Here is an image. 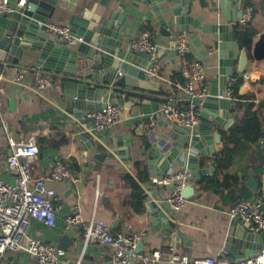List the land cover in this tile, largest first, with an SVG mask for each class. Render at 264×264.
<instances>
[{
	"label": "crops",
	"instance_id": "obj_1",
	"mask_svg": "<svg viewBox=\"0 0 264 264\" xmlns=\"http://www.w3.org/2000/svg\"><path fill=\"white\" fill-rule=\"evenodd\" d=\"M90 1L97 4V12L103 11L107 16L113 12L120 15L117 22L121 33V46L117 49L119 56H123L130 50L131 42L137 39L142 30L151 28L150 34L154 48H160L151 59L159 65V77L153 81H157L161 90L150 92L159 99L153 96L149 97L159 102V110L167 97H172L174 104L178 107H189L193 103L192 98L181 89L186 78L182 84L172 80L173 72L187 64L184 56L174 51L173 37L175 33H166L154 12L147 6L139 4L137 0ZM245 1L242 0L241 8L248 7L244 5ZM251 1L259 10L257 12L252 8L254 11L253 20L247 23L255 24L260 30L254 36V42L259 34L264 32V12L261 9L264 8L262 6L264 0ZM9 2L12 10L8 13H13L18 0H9ZM241 8H228L229 16H234L233 19L228 20V16L219 7L218 0H192L188 13L198 24H190L188 31L179 32L185 34L187 53L191 55L193 62H199L203 68L202 86L208 93L219 92L222 88L221 83L217 80L220 37L215 27L233 24L232 33L235 40L232 42V46L236 51H239L243 46L239 45L236 38L235 21ZM70 15L71 12L65 7L56 6L47 21L68 24ZM166 16L168 17V14ZM5 22L3 16H0V26ZM229 33L231 32L228 31ZM50 37L55 41L61 40L55 35H50ZM36 56L37 51L35 50L22 51L17 62L0 63V73L4 76L0 82V164H4L10 153L8 137L14 140H26L33 136L38 148L36 157L29 162L34 177L46 176L50 165L57 159L63 160L68 168L69 163L79 167L74 171L69 169L79 179L76 182L46 179L47 186L55 190L53 198L56 208L54 225L48 226L42 221L32 219L28 227L29 238L41 239L63 249L64 254L59 264H118L113 259L111 246L94 242L84 244L79 228L65 224V216L73 211H80L86 219H102L110 226L113 233L144 230L146 234L141 239V251L145 253L159 251V257L153 264H171L169 260L171 252L192 258L215 255L229 260H237L254 252L258 244L264 242V238L249 240L244 237L247 230L236 225L228 212L237 200L247 198L245 197L247 194L251 199L257 198L258 202L264 206V150L257 152L256 149L248 146L233 154V162L226 171L236 175L238 181L243 180L237 186L229 185L220 190L209 188L199 190L195 184L197 178L192 175L189 183L195 187L194 195L192 198L186 199L181 209L174 212V226L170 234H166L163 227H155L152 230V221L148 213L149 203L153 201L159 204L161 201H165L172 190V184L161 182L167 171L161 173L163 167L160 161L149 162L152 158L148 153L152 143L149 134L153 132L156 138L164 139L173 147L175 143L171 138L174 131L172 125H179L174 120L164 117L158 110L153 117L144 119L141 123L143 129H139L140 123L135 120V116L141 114L140 106L137 103L138 96L131 92L132 88L129 86L109 84L110 89L104 92L105 103H115L122 108L119 120L109 129L114 134L128 137L129 146L128 150L125 147L127 151L123 152V158L118 156L106 158L105 163L97 164L93 160V150L86 151L83 148L79 137L80 131L77 129V126L80 125L83 130H87L92 126V120L85 123L66 117L65 114H68L66 93L72 91L67 89L66 92L65 79L57 78L45 73L40 67L32 66ZM187 68L183 69L184 77V70ZM246 71L251 76H258V79H250L245 82L242 72H235L226 78V84L229 78H233L234 85L236 77H240V83L237 85L238 94L234 95L232 85L231 96L227 98L233 104V108L230 110L231 114H237L238 118L242 114V110L239 108L240 101L251 99L258 103L264 100V82L261 81V78L264 77V59L250 58ZM16 75L21 76L16 79ZM41 75L51 79V85L44 90L37 89V79ZM243 84L245 87L240 93L239 89ZM75 96L73 95V99L76 98ZM126 103L129 104L128 108L124 105ZM194 105V109L199 115L202 107ZM88 113L89 111H87V115ZM260 118L264 125V110H260ZM235 123L237 120L228 128L218 129L221 135L220 142L213 145L214 151L210 155H201L198 150L188 146V152L196 155V161L200 168H213L202 175L217 177L220 180L223 178L225 171L217 170L212 158L219 154L223 148L224 132L229 131V128ZM258 142L264 144V138H259ZM233 147L234 144L230 143L229 149ZM183 154L184 150L180 152L179 156L184 165H187V156ZM170 168L176 170L182 168V165L173 161ZM124 172L133 176L144 191L146 197L142 211L135 210L132 205L135 199L132 197V189L129 184L121 177ZM140 175L145 176L146 179L139 180ZM1 177L7 182H11L13 176L2 171ZM249 177L256 180L258 190L255 191L247 185L246 181ZM168 216H171V212ZM236 232H239L240 235H235ZM259 233H264V231ZM5 261L7 264H34L31 256L23 250L6 253ZM134 262L135 264L140 263L139 261Z\"/></svg>",
	"mask_w": 264,
	"mask_h": 264
},
{
	"label": "water",
	"instance_id": "obj_2",
	"mask_svg": "<svg viewBox=\"0 0 264 264\" xmlns=\"http://www.w3.org/2000/svg\"><path fill=\"white\" fill-rule=\"evenodd\" d=\"M19 1L21 4H18ZM137 1L154 12L159 24L168 34L188 31L190 24H198L188 13L192 0ZM18 2L13 13L0 15L6 20L0 26V63L17 62L22 51H37L32 66L40 67L47 74L65 79L66 92L67 89L72 91L66 93L68 113L65 114L66 117L85 123L92 120L87 115V111L99 110L106 104L104 92L110 89L109 84L129 86L132 88L131 92L139 98L137 103L141 114L136 115L135 120L140 123L139 129L142 130V121L153 117L159 110V102L150 98L153 96L150 92L161 90V86L157 81L148 79L144 69L151 61L153 54L160 48H154L150 52L129 50L123 56H119L117 49L121 46V33L117 22L120 15L113 12L107 16L103 11L97 12V4L90 0H18ZM241 3L242 0H218V5L228 16V20L234 17L229 16L228 8H241ZM56 6L65 7L71 12L68 20L70 33L82 38L77 45L70 47L64 40L55 41L46 31L44 23L52 16ZM244 11V8L239 9L236 18L240 19ZM215 29L220 37L217 80L222 88L219 92H209L203 99H192L194 104L202 107L199 112L201 121L194 129L173 124L174 131L171 134L175 143L173 147L167 142L161 148L165 140L156 138L153 132H150L149 138L152 143L148 153L152 158L149 162L160 161L163 167L161 173L167 171L173 161L184 166L179 156L182 150H184L183 155L187 156L186 166L191 170L194 178L201 177L203 173L213 169L212 167L200 168L196 155L189 153L188 148L198 150L201 155H210L214 151L213 145L220 142L221 135L218 129L228 128L235 120H238L237 114H231L233 104L230 100L218 97V94L225 90L227 76L246 71L250 58L264 59V32L259 34L249 52L245 47L239 51L233 48L232 42L235 40L232 33L233 24L216 26ZM228 31L231 33L228 34ZM250 79L256 80L258 76L252 75ZM244 87V84L240 87V93ZM73 95H76V98L73 99ZM153 97L159 99L157 96ZM124 105L126 108L129 107L127 103ZM77 129L80 131L79 137L83 148L86 151L93 150V160L97 164L105 163L106 158L115 156L123 158V152L128 150L129 138L114 134L109 128L95 132L83 130L79 125ZM246 183L253 190H258L257 182L253 177H249ZM194 192V185L188 183L182 188L181 194L184 198L190 199ZM253 201L258 202V199L254 198ZM149 208L152 230L155 227H163L165 233L170 234L174 226L175 211L169 203L166 200L159 204L152 201L149 203ZM233 222L247 230L244 234L247 239L264 238V233L249 231L247 222L238 219H233ZM235 235L240 234L236 232ZM262 247L264 242L259 243L254 252ZM141 250L142 241L139 240L135 251ZM128 264H135V262L130 261Z\"/></svg>",
	"mask_w": 264,
	"mask_h": 264
},
{
	"label": "built area",
	"instance_id": "obj_3",
	"mask_svg": "<svg viewBox=\"0 0 264 264\" xmlns=\"http://www.w3.org/2000/svg\"><path fill=\"white\" fill-rule=\"evenodd\" d=\"M21 4V1L18 2ZM12 10L9 0H0V14ZM254 11L248 6L240 19L235 22L247 24L253 20ZM49 35L58 36L65 41L67 46H75L82 41L70 33L68 24L44 23ZM130 50L150 52L154 49L151 34L148 30H142L137 39L131 42ZM174 51L183 56L188 52V46L184 33L175 34L173 37ZM119 73V71H118ZM148 79L154 80L159 77V65L150 61L144 69ZM186 81L181 89L190 95L192 99H203L208 91L203 85V68L197 61L190 64L184 70ZM16 75L15 78H20ZM247 82L250 74L242 72ZM4 76L0 73V82ZM233 78L227 81L225 90L218 94L219 98H230L232 92ZM51 85V79L41 75L37 79V89L44 90ZM192 103L189 107H178L174 104L172 97H167L160 107L161 114L169 120H174L179 126L194 129L200 118ZM122 108L118 104L107 102L101 109L91 111L88 116L92 118V126L87 130L99 132L110 128L119 120ZM151 125V123H149ZM167 144H161L163 148ZM10 153L3 165L0 164V264H7L5 255L8 252L19 250L26 251L32 258L34 264H59L64 254L62 248L55 244L37 238H29L28 227L32 219L42 221L48 226L55 223L56 208L53 203L55 190L46 184V179L55 181L69 180L76 182L79 179L69 170L68 165L60 159L55 160L47 170L46 176L34 177L29 165L38 152L36 141L33 136L26 140H14L8 137ZM11 174L12 181L2 179L1 172ZM191 170L186 166L180 169H168L166 175L161 179L162 183H170L174 186L166 199L170 207L177 211L181 209L186 201L181 194L182 188L190 182ZM229 216L248 223V229L253 233L264 231V210L260 202L253 199L242 198L237 200L229 209ZM67 226H77L84 244L100 243L107 244L112 248V256L118 264H128L130 261H139V264H153L159 257V251L152 253L136 252L137 242L141 240L146 232L136 230L130 233L118 231L113 233L110 226L102 219H86L80 211H73L65 216ZM171 264H264V247L256 252L244 255L237 260H229L221 256L208 255L202 257H188L174 252L170 253Z\"/></svg>",
	"mask_w": 264,
	"mask_h": 264
},
{
	"label": "trees",
	"instance_id": "obj_4",
	"mask_svg": "<svg viewBox=\"0 0 264 264\" xmlns=\"http://www.w3.org/2000/svg\"><path fill=\"white\" fill-rule=\"evenodd\" d=\"M244 5L250 6L253 9L258 10V7L251 1L246 0ZM264 6V5H262ZM262 12H264V8H261ZM150 32L151 28H147ZM260 30L256 27L255 24H235V34L237 41L240 46L245 47L248 51L250 50L254 36L258 34ZM151 33V32H150ZM184 58L187 64H184L181 69L176 70L172 74V80L178 81L179 83H184L185 77L183 75V69L185 67H189L191 63H193L192 57L189 53H185ZM261 81L264 82V77L261 78ZM240 83V77H236V81L233 85V93L234 95L238 94L237 85ZM250 98V97H249ZM239 108L242 110V114L232 127L229 128V131L224 132L223 138L225 140L222 150L219 154H216L213 158V164L215 168L220 171H225L223 173V178L220 180L219 178H212L211 176H204L197 178L195 184L197 188L200 189H213L220 190L223 187L227 186H237L242 183L243 180H239L236 175H233L226 171L227 167L233 162V154L236 151H241L248 146L260 152L264 150V144H260L258 142L259 138H264V125H262L260 118V110H264V100H261L258 103H255L251 99H245L239 102ZM233 143L234 147L229 149V144ZM69 169L71 171L78 170L79 167L76 164L69 163ZM261 172V169H259ZM121 177L124 181H126L130 188L132 189V197L135 199L132 202V205L135 210L142 211L144 206L145 194L138 182L135 180L133 176L129 173L124 172L121 174ZM146 177L143 175L139 176V180L143 181ZM249 194L245 197L249 198ZM251 199V198H249Z\"/></svg>",
	"mask_w": 264,
	"mask_h": 264
}]
</instances>
